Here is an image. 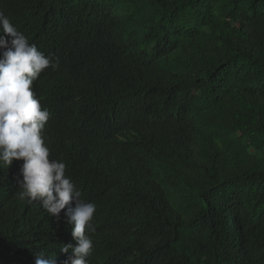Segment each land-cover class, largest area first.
Here are the masks:
<instances>
[{
	"label": "trees",
	"instance_id": "16d2710c",
	"mask_svg": "<svg viewBox=\"0 0 264 264\" xmlns=\"http://www.w3.org/2000/svg\"><path fill=\"white\" fill-rule=\"evenodd\" d=\"M0 12L58 64L32 88L50 111L45 143L96 205L88 264H264V0H0ZM181 97L176 133L149 126L140 141ZM17 165L0 167V264L40 251L64 264L65 210L21 200Z\"/></svg>",
	"mask_w": 264,
	"mask_h": 264
},
{
	"label": "clouds",
	"instance_id": "9594fccd",
	"mask_svg": "<svg viewBox=\"0 0 264 264\" xmlns=\"http://www.w3.org/2000/svg\"><path fill=\"white\" fill-rule=\"evenodd\" d=\"M0 50V167L8 168L12 162L22 164L17 165L22 176L17 181L21 200L39 202L50 216L58 217L65 210L76 244H63L60 248L64 253L71 249L64 264H88L86 258L93 251L91 234L96 231L93 224L96 205L82 199L79 188L65 175V162L58 160V153L45 143L43 129L50 111L42 107L32 88L34 81L44 78L45 69H55L58 64L30 43L3 12H0ZM135 100L145 104L142 98ZM188 106V99L173 100L163 116H153L146 126L139 128L137 137L150 146L155 135L149 126L156 132L163 129V133L168 130L170 136L174 135L184 124L182 113ZM35 264H56V259L54 254L40 251L35 253Z\"/></svg>",
	"mask_w": 264,
	"mask_h": 264
}]
</instances>
